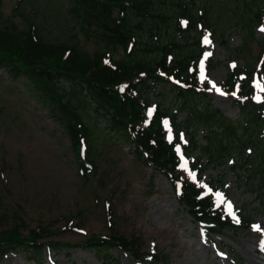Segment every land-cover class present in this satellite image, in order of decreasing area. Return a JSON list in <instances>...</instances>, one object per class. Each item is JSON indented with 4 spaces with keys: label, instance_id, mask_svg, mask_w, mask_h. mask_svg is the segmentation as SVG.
<instances>
[{
    "label": "trees",
    "instance_id": "16d2710c",
    "mask_svg": "<svg viewBox=\"0 0 264 264\" xmlns=\"http://www.w3.org/2000/svg\"><path fill=\"white\" fill-rule=\"evenodd\" d=\"M35 1L18 0L13 11L28 25L26 30H19L14 21L9 26L0 21V69L12 81L25 79L43 109L61 124L82 179L88 181V175L98 171L93 137L112 133L118 143L132 148L138 162L166 178L180 208L205 226L207 234L252 227L250 213L240 210L231 217L216 205L213 194L225 187L229 173L264 207V47L254 64L230 69L220 85L221 93L238 107L241 121L213 107L212 92L199 82L204 35L217 37L224 46L228 43L210 20L229 21L227 5H203L198 15L196 7L192 10L194 6L185 3H173L168 14L153 0H67L66 13L62 18L53 15L47 27L36 17L49 10L48 3ZM252 4L248 0L243 6L250 12L256 8L254 18L246 16L241 23L250 29L249 36H254L249 23L258 29L264 21V5ZM172 20L176 34L192 36L195 52L183 55L184 45L171 37L160 39V31ZM52 26L57 34L51 40L46 34L54 32ZM144 31L150 39L143 38ZM78 35L104 49L83 50ZM117 50L123 52L118 57ZM163 91L170 92V100L162 97ZM201 131L204 144L197 139ZM209 169L217 170V177L205 180ZM107 214L111 220L112 214ZM22 229L16 224L0 232V264L16 252L39 264L45 248L50 254L75 248L93 251L101 264H119L114 251L128 254L132 261L151 258L168 264L161 252L143 253L135 237L93 235L71 245L44 241L48 233L43 228L27 233Z\"/></svg>",
    "mask_w": 264,
    "mask_h": 264
},
{
    "label": "rangeland",
    "instance_id": "374dc122",
    "mask_svg": "<svg viewBox=\"0 0 264 264\" xmlns=\"http://www.w3.org/2000/svg\"><path fill=\"white\" fill-rule=\"evenodd\" d=\"M17 1H2L0 21L8 26L14 21L19 30H26L28 25L13 15ZM153 1L168 14L173 3L193 5L192 10L196 7L198 15L203 5H227L224 11L229 21L224 22L220 17L216 23L215 17L210 20L218 31L225 33L228 43L224 46L216 36L215 40L209 34L204 35L205 55L199 79L212 92L213 107L232 121H241L238 107L222 95L219 88L230 69L254 64L262 52L264 21L258 29L249 23L254 36H249L250 29H243L241 25L246 16L253 17L256 8L248 11L243 6L248 0H228L227 3L223 2L225 0ZM35 2L42 6L48 3L49 10L42 13L45 15L36 17L38 24L46 22L47 27L55 15L62 18L61 13L68 9L67 0ZM250 4L264 5V0H249ZM25 11L31 12V7H25ZM167 25L159 35L163 42L171 37L184 45L183 55L196 51L192 36L176 34L174 20ZM52 29V34H46L51 40L57 34L53 26ZM142 35L150 39L146 31ZM157 36L152 37L153 41ZM78 38L82 49L89 53L104 49L95 41H86L80 35ZM236 49H240L239 52ZM122 53L117 50L116 57ZM211 62L212 69L209 68ZM162 93L165 100H170V92ZM41 103L33 96L25 79L12 81L10 75L0 69V232L16 224L23 226V233L43 228L48 233L44 241L71 245L82 244L93 235L115 234L137 238L143 253L161 252L168 264H264V207H260L255 196L245 192L243 186L236 185L234 175L227 174L225 187L213 194V200L231 217L240 210L250 213L254 224L237 233L226 230L209 235L205 226L196 223L180 208L166 178L138 162L132 148L118 143L112 133L93 137L98 171L84 181L65 130ZM179 116L183 118L184 114ZM203 132L197 136L202 144ZM226 167V164L222 166ZM217 174V170L209 169L203 179L216 178ZM108 212L112 214L111 220ZM43 254L39 264H101L96 253L81 248L52 254L44 250ZM112 254L119 264H161L151 258L132 261L121 251ZM26 256L24 252L10 253L2 264H35Z\"/></svg>",
    "mask_w": 264,
    "mask_h": 264
}]
</instances>
